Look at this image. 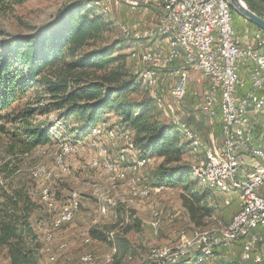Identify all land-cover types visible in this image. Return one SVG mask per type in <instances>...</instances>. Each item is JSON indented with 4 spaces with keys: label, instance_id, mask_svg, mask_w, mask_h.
<instances>
[{
    "label": "rangeland",
    "instance_id": "374dc122",
    "mask_svg": "<svg viewBox=\"0 0 264 264\" xmlns=\"http://www.w3.org/2000/svg\"><path fill=\"white\" fill-rule=\"evenodd\" d=\"M75 1L77 0H31L19 6H0V41L35 35L52 24L65 6ZM117 5H119L117 8L114 7L115 4L106 8L99 4L98 8L106 11L103 15H106L105 19L109 24L104 39L108 45L116 41L126 42L127 49L122 53L129 55L127 59L129 77L134 78L135 74L136 81L138 71L154 67L145 63L141 51L132 46L131 32L126 35L122 30L133 26L130 21L132 10H129L126 3ZM240 16L239 13L234 12V26L238 31L249 26ZM167 72L168 70L164 69L158 72L162 78L156 98L151 97L149 92L139 86L131 93V99L137 103L153 101L152 107L162 122L172 125L173 119L177 117L189 125L196 134L203 135L204 143L209 144L210 127L207 124L210 119L202 111L208 78L201 73L191 72L186 96L184 100L177 101L171 95L173 80L165 75ZM47 99L44 87L39 84L29 90L21 100L13 103L8 110H0V203L5 200L6 195H11L15 190L20 189H23L35 203L36 209L32 213L30 222L36 236L35 245L38 247L40 264H80L81 258L88 253L94 257L91 264H167L168 262L163 263L157 257L153 258L152 251L159 250L166 254L169 251L175 252L178 247H183L187 240H194L196 231L226 226L238 213L240 203L238 192L224 194L221 191L208 190V203L215 207V212L206 220L204 227L196 228L185 208V198L188 200L191 198L186 188L183 186L170 188L159 184L156 174L161 160L147 157V166L135 176L124 170L126 163L123 165L120 161L123 149H128L126 158L128 161H132L129 158L130 153L137 154L135 160L143 157L140 156L141 151L136 146L134 133L122 123L120 117L115 114H105L104 122L99 125H104L102 127L108 130L119 129L120 140L115 142L105 136L94 138L86 135L89 138L79 141L78 139L84 136L73 133L79 128L77 121L74 118L67 120L63 114L56 111L47 112L49 111ZM27 108L35 109V114L28 119H20L21 113ZM217 122L219 123L218 120L215 121ZM28 128L47 130L51 136L50 142L31 152H25L26 141L20 135ZM65 136L75 137L67 143L77 148L78 153L73 156L67 155L63 167L59 168L60 166L56 165V158L60 146L65 143L63 142ZM186 143L190 151L184 157V163L193 170L207 165V161L209 164L216 162H210L208 155L202 149L192 148L187 141ZM98 148H105L107 158L104 162H100L99 168L95 169L91 168V165L97 157ZM212 152L213 156L218 155L216 151ZM84 156H89L90 159H85ZM68 157L79 161V166L73 165ZM105 161L119 163V171L111 175L106 173L103 164ZM38 167L51 172V178L42 180L33 178V171ZM132 179H137L136 185L141 184L151 189L148 198H132V187L129 186ZM199 186L205 191L200 181ZM192 187V193L203 192L197 184H192ZM44 189L52 193L54 199H57V204L43 200L41 193ZM261 193L262 191L257 190L258 195ZM140 205L147 207L148 219L145 218ZM74 206L76 211L71 221L61 228H55L54 221L60 213L71 210ZM102 206L106 207L105 214L101 213ZM154 209L160 211L161 219L163 218L158 231L154 230L153 221L150 224ZM119 212L123 213L121 218L117 217ZM130 212L134 213L141 222L140 228L132 224L128 216ZM169 215L175 217L171 220ZM118 222L120 225L114 228ZM124 225H133V229L126 232L127 227L123 228ZM96 231L102 234L113 233L114 236L111 241L108 240L109 243L105 240H97L92 236V232ZM50 232L54 235V243L46 239V235ZM61 244H65L67 248L59 249ZM47 249L51 251L48 252ZM241 252V245L236 244L231 249H216L213 258L201 259L198 262L192 257H185L179 264H242ZM50 255L55 257V262H50ZM0 264H10L5 249L0 251Z\"/></svg>",
    "mask_w": 264,
    "mask_h": 264
},
{
    "label": "trees",
    "instance_id": "16d2710c",
    "mask_svg": "<svg viewBox=\"0 0 264 264\" xmlns=\"http://www.w3.org/2000/svg\"><path fill=\"white\" fill-rule=\"evenodd\" d=\"M29 1L0 0V6H19ZM243 1L264 18V0ZM98 3L101 2L77 0L65 6L52 24L35 35L0 41V110H8L40 84L48 98L47 112L56 111L67 120L74 118L77 121L79 128L73 133L88 136L104 122L105 114L117 115L134 133L140 156L161 160L156 174L159 184L186 188L191 196L184 202L189 219L196 228H202L213 216L215 207L209 205V192L199 186L193 168L184 163L190 148L176 127L160 120L152 107L153 101L137 103L131 99V93L139 85L129 77V55L122 53L127 49L126 42L106 43L104 36L109 24L106 15L98 11ZM231 12L234 15L232 7ZM35 112V109L27 108L20 119H28ZM20 137L26 141L24 149L27 153L51 140L50 133L43 128H28ZM192 184H197L203 192L192 193ZM4 198L0 203V251H7L10 264H40L30 222L35 203L23 189ZM122 215L119 212L117 217ZM128 216L136 228L141 227L134 213L130 212ZM133 225L123 228L127 227L128 232ZM92 236L108 242L107 233L96 231ZM194 259L200 262L202 257Z\"/></svg>",
    "mask_w": 264,
    "mask_h": 264
},
{
    "label": "built area",
    "instance_id": "2783aa9c",
    "mask_svg": "<svg viewBox=\"0 0 264 264\" xmlns=\"http://www.w3.org/2000/svg\"><path fill=\"white\" fill-rule=\"evenodd\" d=\"M105 2L106 6L126 3L132 10H138L139 1ZM228 3L229 0H168L163 6V30L177 29L182 39L188 42L190 57L176 59L173 48L151 52L143 47L145 63L154 67L143 71L149 74L151 81H158L157 96L162 78L159 69L181 62V66L169 69L165 74L173 80L171 95L179 94V101L186 96L190 68L200 67L203 76L204 73H211L207 88L209 104L203 105L202 111L211 122L219 121L223 133L221 148L210 145L211 151L221 156V163L211 170L218 175L220 190L224 194L233 193L235 184H242L247 191V200H239L237 224H229L227 230L209 239L187 240L181 249L160 256L159 261L163 263L193 257L200 251V246L231 249L239 244L242 264H264V193L257 194V190H264V149L255 145L254 129L249 118L250 108L264 109V33L257 30L250 38L246 30L242 38L248 39V42L243 43L228 11ZM134 30L136 36L151 35V44H155L152 41V25L143 29L138 23ZM244 65H251L249 88L240 76ZM246 89L249 90L245 92ZM172 122L180 123V130L181 127L191 128L177 117ZM193 133L196 132L193 130ZM77 153V148H70L68 152L69 156ZM246 153L251 157L249 167L253 171L242 175V157ZM47 175H42V179ZM222 176L232 177V185L222 184ZM53 202L57 204V199Z\"/></svg>",
    "mask_w": 264,
    "mask_h": 264
},
{
    "label": "bare ground",
    "instance_id": "6f19581e",
    "mask_svg": "<svg viewBox=\"0 0 264 264\" xmlns=\"http://www.w3.org/2000/svg\"><path fill=\"white\" fill-rule=\"evenodd\" d=\"M167 1L168 0H163L162 10H163V6H165L167 4ZM101 5H103L107 8L105 0H102ZM88 7L90 8V6H88ZM228 11L232 14L230 3H228ZM99 12L101 14L106 13L105 10L100 9V8H99ZM162 16H163V14H162ZM162 16L160 18V21L156 25L152 26V40H154V41H159V40L165 41L167 43L168 48H173L174 55H175L176 59H186L187 57H190V50H189L188 42H186V40L182 39V36L180 34H178L177 29L163 30ZM232 16L234 19L233 14H232ZM122 30L124 33H126V35H128V32L130 31L128 28H122ZM131 34H132V32H131ZM145 37H148V39H151V35H145ZM143 47H144V49H149V51H151V52H157V50H155L152 47V45H150L149 43L140 42L137 46V50L141 51L143 59H144ZM133 55H135V53H133ZM144 61H145V59H144ZM191 72L200 73V67H192L189 69V79H190V73ZM136 74H137L136 83L141 88H143L145 91L149 92L151 97L156 98L157 97L156 90H158V81H151L149 78V74L144 73L143 70L138 71ZM204 76L207 77L208 80H211V73H204ZM172 96L177 101H179V94H172ZM207 104H209L208 91L206 92L205 98H204V105H207ZM172 125L174 127H176L177 130H179L181 136L187 142H189L190 147L195 148V149H202L207 154L213 153L210 149V146H208V144L206 145L204 143V141H202V138L199 135H197L196 133H193L191 128L181 127V130H180V123H178V122H172ZM102 126H104V125H102ZM102 126H99L94 131H92L89 136H93L94 138L105 136L110 141H115V142L120 140L119 129L108 130V129H104L105 127L103 128ZM72 139H75V137L74 138H72L70 136L64 137L63 142H65V143H63L60 146V152L56 158V165L57 166L61 165L63 167V165L65 163V157L67 155H69L68 154L69 149L73 148L67 142L72 141ZM127 154H128V149H123L121 151V155H120L121 160L120 161L123 163V165H124V163H126L124 170L135 176L136 174H139L140 171L146 166L147 160L138 158L134 162L128 161L126 159ZM105 158H107V152L105 151V148L104 149L100 148L97 151V157L94 159V161L92 163V164H97V165H93V166L91 165V168H95V169L99 168L100 164H101L100 162L106 160ZM220 163H221V156L215 163L205 165V166L198 168L196 170H193V171H194V175L197 178V180H199L204 186L208 187L211 190H215V191L217 190V191L222 192V190H220V183H218V175L216 173L212 172V170H211V168H217L218 164H220ZM118 164L108 162V161L105 162L104 163L105 172L110 174V175L117 173L119 171V168H120L119 167L120 164L119 165ZM120 171H121V169H120ZM44 174H48L45 179L51 178V172H48L47 169H45V168L38 167L33 171V178H35L36 180L42 179V175H44ZM139 182H140V180H139ZM133 183H134V185H136L137 179H134ZM222 184L232 185V177L222 176ZM233 191L239 192V197H240L239 199L240 200H247V191L242 188V185L235 184V187H233ZM47 194H49V195H47ZM150 194H151V191L148 187H142L141 189H139L135 193V196L140 197V198H148L150 196ZM41 196L45 202H47V203L53 202L54 196L52 195V193L49 190H47V189L42 190ZM100 210H101L102 214H105L106 207L102 206L100 208ZM75 211H76L75 207L71 210L63 211V213L60 214L57 217V219L54 221L53 226L55 228H61L63 225L69 223L71 221V219L73 218V214ZM152 219H153L152 225L154 227V230L158 231L160 229L162 219H163V218L161 219L160 211H155V209H154V211L152 212ZM237 223H238V214L235 215V217L233 218V220L229 224H237ZM228 225H226V226L223 225L220 228H216V229H212V230H205V231L200 230L196 233L195 239H209V238L213 237V235L220 234V232L227 230ZM46 236H47L46 239L48 242L54 243V235L51 232L48 233ZM113 236H114L113 233L107 234L108 240L111 241ZM65 248H67V246L65 244L59 245V249L64 250ZM181 248L182 247H178V249H181ZM47 251L50 252L51 250L47 249ZM215 251H216V249H214L212 247L200 246V251H198V253H196L192 258L198 257V256L202 257V259L213 258L215 256ZM152 254H153V258L154 257L160 258V256H162L166 253H164L163 251H159V250H153ZM49 260H50V262H55V257L50 255ZM93 261H94V257L92 254H85L81 258L80 264H91ZM179 262H180V260H175V261L168 262V263L169 264H178Z\"/></svg>",
    "mask_w": 264,
    "mask_h": 264
},
{
    "label": "crops",
    "instance_id": "0c3cea01",
    "mask_svg": "<svg viewBox=\"0 0 264 264\" xmlns=\"http://www.w3.org/2000/svg\"><path fill=\"white\" fill-rule=\"evenodd\" d=\"M137 1H139V2H137V9L138 10H132L131 7L127 5L129 10H132L131 11L132 12V16H130V21H132V23H133L132 27H126L132 32L131 37H130L131 41L130 40L129 41L131 42L132 46H134V48H137V46H138V44L140 42H144V43H149L150 45H152V47L155 50H157V52H160L161 50H166V48H168V47H167V43L165 41H161V40L154 41V40H152L153 42H155V44H151V39H148V37H145V35L136 36L135 35V30H134V26L136 24H138V23L141 24L143 29H146L148 26H151V25L154 26L160 21V18H161L162 14H163V12H162L163 11L162 10V0H137ZM123 6H126V5H123ZM114 7L117 8V7H119V5L115 4ZM118 9H116V10L118 11ZM246 30H248V32H249V36L248 37H250V38L253 36L254 32L257 31L256 29H254L252 27H249V26L248 27L247 26L243 27V29H241L240 31H238L236 29V32H237L239 38L242 39L243 43H247L248 42V39L242 38L243 35H244V32ZM160 42H162V43H160ZM179 66H181V62L180 61L174 63L173 65H171L169 67V69H173L174 67H179ZM169 69L165 68L164 70H169ZM250 71H251V65H244L241 68V71H240V76L248 83V88H249ZM159 72H162V69L161 70L159 69ZM207 82H208V79H207ZM205 88H208V85ZM248 90L249 89H246L245 92H247ZM249 118L251 120V125H252V127L254 129V142H255V145L264 149V109L258 110V109H255V108H250L249 109ZM207 125L210 127V133H209V136H208L210 143L208 145H215L216 147L221 148L222 145H223V133H222V128H221L220 123H218V122L215 123V121L214 122L209 121V124H207ZM84 137H80L78 140L82 141V139L89 138L87 136H84ZM201 138H202V141H203L204 136L202 135ZM129 152H131V151H129ZM132 152H134V151H132ZM207 155H208L207 158L209 160H211L210 162L217 161L220 158V154H218L216 156H213V153L212 154H207ZM136 157H137V154L130 153V157H129L130 160L133 161V159L136 158ZM84 158L85 159H87V158L90 159L89 156H87V157L84 156ZM139 159H144V158H139ZM68 160H70L72 162V164L75 165V166H79V164H80L79 161H77L75 159H72V157H68ZM136 160L134 159V161H136ZM145 160H147V159H145ZM204 160L206 161V156L205 155H204ZM242 160H243L244 164L242 165L243 166V170L241 171V174L244 175L245 172L253 171V169L249 167V166H251L252 160H251V157H249V155L247 153L243 155ZM101 162H104V161H101ZM146 166H147V164H146ZM133 180L134 179H132L130 181L131 183H129V186L132 187L131 196H132L133 199H142L140 197H136L135 193L139 189H141L142 187H146V186H143L141 184H139L138 186L134 185ZM239 185H242V184H239ZM202 187L207 189V190H209V191H215V190H211V189H209L208 187H205V186H202ZM150 191H151V189H150ZM234 192H237V191H234ZM262 193H264V190H262ZM140 206L143 209V212L145 214V218L148 219L149 213L147 212V207H144L142 205H140ZM75 209H76V207H75ZM150 209H152V208L150 207ZM238 212H239V210H238ZM62 213L63 212H61L60 214H62ZM173 218H172V215H169V219L172 220ZM152 221H153V219L151 218L150 224L152 223ZM198 231H200V230H198ZM198 231H196V232H198ZM203 231H205V230H203Z\"/></svg>",
    "mask_w": 264,
    "mask_h": 264
},
{
    "label": "water",
    "instance_id": "95a60500",
    "mask_svg": "<svg viewBox=\"0 0 264 264\" xmlns=\"http://www.w3.org/2000/svg\"><path fill=\"white\" fill-rule=\"evenodd\" d=\"M231 7L245 20L257 26L264 33V18L249 9L243 0H229Z\"/></svg>",
    "mask_w": 264,
    "mask_h": 264
}]
</instances>
